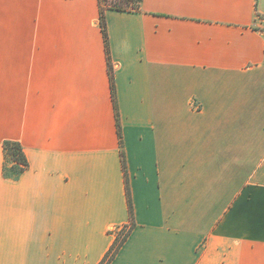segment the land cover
Here are the masks:
<instances>
[{"label":"crops","instance_id":"obj_1","mask_svg":"<svg viewBox=\"0 0 264 264\" xmlns=\"http://www.w3.org/2000/svg\"><path fill=\"white\" fill-rule=\"evenodd\" d=\"M99 18L0 0V264H99L126 187L108 264H264V0L107 8L106 42Z\"/></svg>","mask_w":264,"mask_h":264},{"label":"trees","instance_id":"obj_2","mask_svg":"<svg viewBox=\"0 0 264 264\" xmlns=\"http://www.w3.org/2000/svg\"><path fill=\"white\" fill-rule=\"evenodd\" d=\"M139 1L140 0H99V4H100L99 23L102 32L104 34L105 42L107 39L106 25L104 20L105 9L107 8H111L115 10L136 9L139 7ZM107 56L109 57L108 49H107ZM108 64L110 66L109 58H108ZM3 153L5 159L3 171L5 176L16 178L28 166V161L23 152L21 145L15 141L5 140L3 142ZM8 162L10 163V171H6V167H5V164ZM122 165L124 168V160H122ZM126 197H127L128 212H129V222L119 227V229L116 231V233L114 234V239L112 244L110 245L109 249L103 256L99 264H108L110 262V260L119 250L122 243L125 241L127 235L129 234L130 230L134 226L133 212H132L131 199H130V193L128 187H126Z\"/></svg>","mask_w":264,"mask_h":264},{"label":"rangeland","instance_id":"obj_3","mask_svg":"<svg viewBox=\"0 0 264 264\" xmlns=\"http://www.w3.org/2000/svg\"><path fill=\"white\" fill-rule=\"evenodd\" d=\"M5 167H6V171H10V163L9 162L5 164ZM112 231H114V229Z\"/></svg>","mask_w":264,"mask_h":264}]
</instances>
